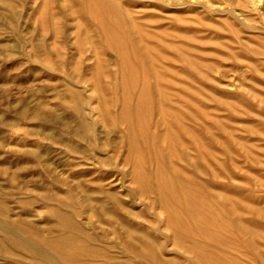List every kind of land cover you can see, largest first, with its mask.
I'll return each mask as SVG.
<instances>
[{"label": "rangeland", "instance_id": "rangeland-1", "mask_svg": "<svg viewBox=\"0 0 264 264\" xmlns=\"http://www.w3.org/2000/svg\"><path fill=\"white\" fill-rule=\"evenodd\" d=\"M263 225L264 0H0V264H264Z\"/></svg>", "mask_w": 264, "mask_h": 264}, {"label": "bare ground", "instance_id": "bare-ground-1", "mask_svg": "<svg viewBox=\"0 0 264 264\" xmlns=\"http://www.w3.org/2000/svg\"><path fill=\"white\" fill-rule=\"evenodd\" d=\"M105 4V3H104ZM109 4V3H108ZM154 4V3H153ZM117 46V45H116ZM121 71V70H120ZM126 86V85H125ZM129 89V88H128ZM127 99V98H126ZM127 116V115H126ZM169 124V123H168ZM205 134V133H204ZM204 138V137H203ZM191 162V161H190ZM194 164V163H193ZM213 174V173H212ZM218 183V182H217ZM221 183V182H220ZM219 184V183H218ZM220 185V184H219ZM94 199V198H93ZM89 200V199H88ZM90 202V201H89ZM66 204V203H65ZM73 204V203H72ZM103 206V208L105 209V205H102ZM109 208V207H108ZM110 209V208H109ZM119 210V209H118ZM56 214L63 220V222L66 224V226L67 227H69V228H71L72 230L71 231H77V232H79V234H81L82 236H85V237H88V236H90L91 238H94V239H96L97 238V236H94V235H92V234H89L87 231H84V229H82V226H81V224L79 223V222H76L75 220H73L70 216H68L67 214H65V213H63V212H61V210H56ZM180 218V217H179ZM181 219V218H180ZM180 222H182V224L184 223V220H180ZM179 223V222H178ZM186 223V222H185ZM188 225V222H187V224H186V226ZM264 226V225H263ZM133 228V227H132ZM131 230V229H130ZM133 234V233H132ZM70 235V236H69ZM74 235H75V233H70V234H68L67 236H63L61 239H63V241H67V240H73V238H74ZM211 235V234H210ZM146 237H148V236H146ZM13 238V237H12ZM99 238V237H98ZM49 239H51V238H49ZM148 239H150V238H148ZM58 240V239H57ZM62 241V240H61ZM3 242V241H2ZM15 242H19V241H17V240H15ZM132 242V241H131ZM76 245H78V243H76ZM74 246L75 248H77V250H78V248H80V247H78V246ZM74 248V250H76ZM29 249L31 250V252H33L34 254H36L39 258H41V261H43V262H51V263H54V262H56V260H55V258H54V256L51 254V253H49V251L48 252H45L44 250H43V248L42 247H40L38 244H36V243H32L31 245H30V247H29ZM140 249V255L142 256V257H144V259H145V262L146 263H150L149 261H153V262H156V263H163V261H161V260H158V262L157 261H155L154 260V258H156L155 256H154V254L153 253H151V252H149L148 250H145V249H143L142 247L141 248H139ZM66 250V249H65ZM73 250V249H72ZM66 252V251H65ZM97 254H99V253H97ZM108 254V253H107ZM132 255H133V253H132ZM133 256H135V254L133 255ZM136 258H137V256H135ZM66 258L67 259H69V260H73V261H77V263L78 262H80L79 264H87L86 263V260L85 259H83V258H80L79 256H78V254H76V251L75 252H70L69 254H66ZM75 259V260H74ZM103 260V262H106V263H110V264H118V261H120L122 264H139V263H137V262H133V261H128V260H130V258H128V259H125V260H123V259H121V260H119V259H117L116 257H113L112 255H108V257H106V258H102ZM60 261V260H59ZM125 261V263H123ZM144 261V260H143ZM93 263V262H92ZM193 263V262H192ZM58 264V263H57ZM60 264H65V263H63V262H61L60 261ZM96 264V263H95ZM120 264V263H119Z\"/></svg>", "mask_w": 264, "mask_h": 264}]
</instances>
